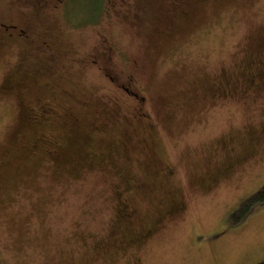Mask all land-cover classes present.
I'll use <instances>...</instances> for the list:
<instances>
[{"label":"rangeland","instance_id":"1","mask_svg":"<svg viewBox=\"0 0 264 264\" xmlns=\"http://www.w3.org/2000/svg\"><path fill=\"white\" fill-rule=\"evenodd\" d=\"M66 2L0 0V264L264 262V0Z\"/></svg>","mask_w":264,"mask_h":264},{"label":"flooded vegetation","instance_id":"2","mask_svg":"<svg viewBox=\"0 0 264 264\" xmlns=\"http://www.w3.org/2000/svg\"><path fill=\"white\" fill-rule=\"evenodd\" d=\"M22 4V8L20 9L19 14L23 15L27 12H31L32 10L37 9H45L49 8L52 11H56V9H60L61 7L66 5V0H20ZM22 23V25H21ZM29 21L25 20L22 22H7V21H1L0 23V30L3 32L6 38H8L9 41H19V40H27L29 43L31 42V26L29 25ZM43 45H46L44 43ZM95 64V62H94ZM122 89L126 92V94L131 95L137 99V95H135L130 88L123 87ZM41 113L48 114L47 111L41 110Z\"/></svg>","mask_w":264,"mask_h":264},{"label":"trees","instance_id":"3","mask_svg":"<svg viewBox=\"0 0 264 264\" xmlns=\"http://www.w3.org/2000/svg\"><path fill=\"white\" fill-rule=\"evenodd\" d=\"M97 1H98L97 9L92 10L93 15L91 16L90 20L86 21L85 23H95L98 20L99 15L101 14L103 0H97ZM75 13L73 14V16L77 18L78 15L77 13L76 14ZM80 16H83V14L81 13ZM257 207H264V187L253 198L243 203L242 208L233 215L232 225L236 226L240 224L244 220V218L249 214H251L252 212H254ZM260 264H264V262Z\"/></svg>","mask_w":264,"mask_h":264}]
</instances>
